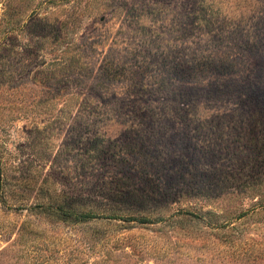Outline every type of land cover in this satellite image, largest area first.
<instances>
[{
  "label": "rangeland",
  "instance_id": "rangeland-1",
  "mask_svg": "<svg viewBox=\"0 0 264 264\" xmlns=\"http://www.w3.org/2000/svg\"><path fill=\"white\" fill-rule=\"evenodd\" d=\"M54 1L0 0V264H264V0Z\"/></svg>",
  "mask_w": 264,
  "mask_h": 264
},
{
  "label": "trees",
  "instance_id": "trees-1",
  "mask_svg": "<svg viewBox=\"0 0 264 264\" xmlns=\"http://www.w3.org/2000/svg\"><path fill=\"white\" fill-rule=\"evenodd\" d=\"M56 1L54 0H46L45 3L47 4H51L54 5ZM44 4V3H43ZM58 27V34L60 36L63 35V33L61 34V32L64 29L63 23H59ZM15 34V21L13 20H6V21H0V43L3 39L9 37H13V35ZM2 167H3V163L0 160V187H1V180H2ZM33 209H39L41 213H45L48 215H52L54 217H56V219L59 220H68V219H73L75 222H83V221H87L90 219H93L94 216L91 213H82V212H75L73 210H66L65 208H63L60 205L54 206V205H37V206H33Z\"/></svg>",
  "mask_w": 264,
  "mask_h": 264
}]
</instances>
